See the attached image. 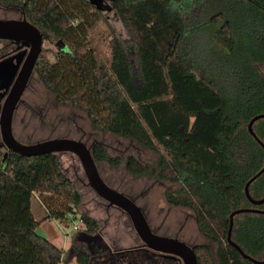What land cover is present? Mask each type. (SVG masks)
I'll list each match as a JSON object with an SVG mask.
<instances>
[{
  "label": "trees",
  "instance_id": "16d2710c",
  "mask_svg": "<svg viewBox=\"0 0 264 264\" xmlns=\"http://www.w3.org/2000/svg\"><path fill=\"white\" fill-rule=\"evenodd\" d=\"M19 1L33 23L65 45L44 48L35 65L55 99L82 107L94 129L158 154L150 167L95 143L97 163L179 183L166 192L168 203L191 209L216 244L194 246L198 264H255L229 243L228 232L233 210L254 206L245 185L264 166V148L248 129L264 113V0H222L221 9L206 0H114L136 46L137 75L121 42L103 28L108 7L100 0ZM253 129L264 142V118ZM36 192L51 216L80 215L86 237L96 233L97 220L77 211L82 196L58 154L0 149V264L61 262L64 250L37 232ZM250 193L264 197V173ZM232 240L263 259L264 214L236 215Z\"/></svg>",
  "mask_w": 264,
  "mask_h": 264
},
{
  "label": "rangeland",
  "instance_id": "374dc122",
  "mask_svg": "<svg viewBox=\"0 0 264 264\" xmlns=\"http://www.w3.org/2000/svg\"><path fill=\"white\" fill-rule=\"evenodd\" d=\"M201 1V0H198ZM205 1V0H204ZM221 9L222 0H206ZM103 11V28L123 45L135 75L138 74L136 46L128 34L112 3ZM214 6V5H213ZM19 13L6 10L0 5V18L17 17ZM54 40V39H52ZM3 43L0 42V48ZM45 48L56 46L51 41ZM264 74V64L260 65ZM15 136L24 143L56 137H69L84 141L88 146L101 143L112 156L136 155L145 165L153 166L158 154L143 148L136 141L92 127L90 118L82 107L59 103L44 86L37 74H33L23 101L15 115ZM64 173L71 179L74 188L82 196L79 213L85 212L98 222L93 237H86L82 229L75 230L71 220L51 216L41 200V193L32 197V211L39 221L37 232L64 250L59 264H183L159 252L139 248L142 241L133 228L129 216L115 206H109L90 186L79 158L73 153L58 154ZM103 179L111 187L131 195L143 209L151 228L159 234L177 236L188 244H208L213 249L215 242L206 238L199 230L195 213L183 206L168 203L166 192L181 187L179 183L163 180L157 176L134 177L124 166L115 168L99 162Z\"/></svg>",
  "mask_w": 264,
  "mask_h": 264
},
{
  "label": "water",
  "instance_id": "95a60500",
  "mask_svg": "<svg viewBox=\"0 0 264 264\" xmlns=\"http://www.w3.org/2000/svg\"><path fill=\"white\" fill-rule=\"evenodd\" d=\"M97 2V0H93ZM0 38L18 39L27 38L32 42L31 53L18 72V67L7 63V60L0 61V82L2 85L13 83L6 99L3 103L0 116V132L3 143L8 150L17 152L23 156H38L46 153L59 154L71 152L79 158L90 186L95 192L108 202L109 205L117 206L127 213L133 228L142 241L146 249L159 252L167 257L182 261L183 264H198L197 255L194 247L177 237L162 235L156 233L151 228L149 221L135 200L125 193L111 187L101 176L97 161L93 156L92 149L82 140L69 137H56L40 140L34 143H24L18 140L12 129L14 112L27 88L30 77L34 71L35 63L42 50V34L39 28L26 19H0ZM18 73L16 78L15 75ZM264 113L253 117L249 124V132L264 148V142L257 136L253 125L257 120L263 119ZM264 173V166L254 174L245 185V194L253 207H241L230 214V226L228 232V241L234 245L242 257L249 258L255 264H264L263 259H257L248 255L235 241L232 240V229L234 227V218L238 214L255 212L264 214V210L257 206L264 203V197L256 199L251 196V184Z\"/></svg>",
  "mask_w": 264,
  "mask_h": 264
},
{
  "label": "flooded vegetation",
  "instance_id": "af4514ba",
  "mask_svg": "<svg viewBox=\"0 0 264 264\" xmlns=\"http://www.w3.org/2000/svg\"><path fill=\"white\" fill-rule=\"evenodd\" d=\"M100 2L103 5H106L108 7L106 9H109V6L106 4L107 2H111L112 6L114 5V0H100ZM0 5H1L2 8L6 9V10H13V11H17L19 13V15L17 17L0 18V19H14V20L26 19L28 22H30L31 24H33V25H35V26H37L39 28V30H40V32L42 34V50L45 48L44 43L47 42V41L53 42V44L56 47L62 48V47L65 46L61 41L57 40L56 37L52 33L48 32L43 27H41V26H39V25H37V24H35V23H33L31 21V19L28 17V15H27V13L25 11V6H24V4L21 1L16 0V1H9V2L5 3L4 0H0ZM104 10L105 9H102V11H104ZM52 39H54V40H52ZM0 42L3 43V46L0 48V61L7 60V63L11 62V64H13L14 66L18 67V72H19L20 69L26 63V61H27V59H28V57H29V55L31 53V50H32V42H31V40H29L27 38H24V39L23 38H18V39H3V38H0ZM42 50H41V52H42ZM39 55H38V57H39ZM35 65H36V63H35ZM33 74H35V67H34V71H33L32 75L30 77V80H31ZM17 75H18V73L15 75L14 79L16 78ZM30 80H29V82H30ZM29 82H28V85H29ZM12 84H13L12 82L11 83L7 82V84L2 85L1 82H0V116H1V112H2L3 103H4L5 99H6V96H7L8 92L10 91V88H11ZM28 85H27V88H28ZM22 101H23V96H22V98H21V100H20V102H19V104H18V106H17V108H16V110L14 112L13 124H12L13 133H14L13 126H14L15 115H16V113H17ZM14 135H15V133H14ZM93 145L91 147L90 146L89 147L92 149ZM0 149L2 151H4V152L11 151V150H8L5 147V144L3 143L1 132H0ZM64 153H68V152H64ZM69 153H71V152H69ZM126 195H128V194H126ZM128 196L131 197L133 200H135L131 195H128ZM109 206H113V205H109ZM115 207H117V206H115ZM117 208H119V207H117ZM153 231L158 233V231L156 229H153ZM173 237H177V236H173ZM177 238H179V237H177ZM179 239L183 240L181 238H179ZM192 246L194 247L195 245H192ZM143 248H145V247H143Z\"/></svg>",
  "mask_w": 264,
  "mask_h": 264
},
{
  "label": "built area",
  "instance_id": "2783aa9c",
  "mask_svg": "<svg viewBox=\"0 0 264 264\" xmlns=\"http://www.w3.org/2000/svg\"><path fill=\"white\" fill-rule=\"evenodd\" d=\"M68 220H71L73 222V228L75 230H78L83 223V220L80 215H75L73 213H70L68 215Z\"/></svg>",
  "mask_w": 264,
  "mask_h": 264
}]
</instances>
